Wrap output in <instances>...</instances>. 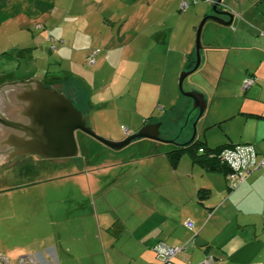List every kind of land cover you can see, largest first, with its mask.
<instances>
[{
	"label": "rangeland",
	"instance_id": "obj_1",
	"mask_svg": "<svg viewBox=\"0 0 264 264\" xmlns=\"http://www.w3.org/2000/svg\"><path fill=\"white\" fill-rule=\"evenodd\" d=\"M182 1L188 3L185 10L180 7ZM216 2L0 0V84L9 79L20 80L28 71L41 68H50L49 72L56 75L60 74V70L72 68L93 89V101L106 103L104 110H90L84 118L97 136L112 140L108 137L109 133L112 136H119L120 133L125 138L124 128L129 130L139 126L140 129L146 118L147 124L152 121L160 123V135L164 137L161 138L169 141L162 143L141 139L114 151L77 132V158L47 161L39 157H25L0 163L1 253L9 257L24 256L35 254L34 248L50 246L42 249L48 255L46 264H130L82 263L81 246L86 242L87 216H82L84 211H65L56 202L89 196L90 189L95 187L93 198L98 213L103 212L100 209H105L106 216L110 218L116 213L127 214L125 199L128 197L130 206L139 201V191L135 186L139 189V182L144 183L150 178L151 167L169 165L166 153L176 148V143L187 142L194 134L195 139L208 140L215 146L227 134L239 133L237 119L217 125L223 122L224 115L237 109L242 95L239 92L237 97L236 91L224 80L232 82L231 70L240 71L239 62L251 59L244 50L230 49L232 33L239 20L237 16L229 27L211 20H207L202 27L200 65L182 83L184 92H198L206 101V110L197 121L198 110L192 108L191 99L184 97L178 88L179 75L184 71L181 68L186 62L184 54L194 55L197 27L204 17L213 14L212 7ZM53 3L54 13L46 9L47 4ZM109 7H118L119 13L124 16L113 32V27L103 21L109 16ZM218 8L240 12L242 18L239 21L254 28V36L264 33L263 29L253 24L260 16L263 18L264 0H222ZM78 15L85 19L83 26L76 22ZM156 32L168 34L169 54L168 45L155 42ZM42 33H45L46 42L38 45L36 39ZM245 37L246 34L244 41ZM207 43L213 46L219 44L223 48L216 54L211 52V59L218 58L214 68L201 62L208 55ZM58 47L65 48L63 56L67 60L58 67L59 71L53 60H46L53 58ZM94 51L100 52V56L109 55L108 61H104L98 70H95L96 66L90 67L87 57L82 60L83 54ZM163 51L167 54H162ZM43 55L47 58L41 57ZM30 57H41L44 61ZM120 62H123V69L118 72L115 67ZM224 65L222 72L221 66ZM208 89L217 93L212 101L207 96ZM119 94H122L121 97H114ZM184 157L188 159L186 154ZM226 187L231 189L228 181ZM238 187H232V190ZM108 203L115 205L110 212ZM100 219L103 220L101 216ZM255 222L259 224L261 221ZM256 226L244 227L247 230L240 231L238 236L242 247L232 254L221 255L216 263L264 264V228ZM229 233L225 230L223 238ZM58 238L61 240L59 245L56 244ZM57 245L63 253L54 255L51 250ZM77 245L80 246L75 249ZM78 257L81 258L77 260Z\"/></svg>",
	"mask_w": 264,
	"mask_h": 264
},
{
	"label": "crops",
	"instance_id": "obj_2",
	"mask_svg": "<svg viewBox=\"0 0 264 264\" xmlns=\"http://www.w3.org/2000/svg\"><path fill=\"white\" fill-rule=\"evenodd\" d=\"M46 9L54 13L55 3L47 4ZM222 9L232 14L233 20L236 16L239 20L242 18V14L236 10ZM107 13L109 16L103 21L113 27L111 30L113 32L116 24L120 23L124 16L122 17V14L119 13L118 7H109ZM262 15L263 18L260 16L253 24L264 30V13ZM239 20L235 30L232 29L230 49L244 50L251 59L249 61L244 59L239 62L240 71L231 70L230 75L234 78L232 82L224 80L233 91H236L237 97H239V92L242 95L237 109L224 115L223 122H218L217 125L237 119L240 130L237 134H227L215 146L209 144L208 140H199L204 142L209 149L222 145L248 144L254 148L257 157L260 158L264 156V33L261 34L262 36H254L252 32L255 29ZM76 22L83 26L85 19L78 15ZM245 34L246 42L244 41ZM45 39V33H42L36 39L38 40L36 44H45ZM154 39L157 44L168 45L167 53H170L171 46L167 33L156 32ZM91 41L94 42V39L92 38ZM61 43H64V41H61ZM205 48L208 50V55H205V60L201 62L214 68L218 58L212 57L211 59V52L216 54L217 50L223 48L219 44L213 46L210 43H207ZM65 53V48L58 47L55 54L52 55L53 58L46 57V59L44 55L41 57H44L47 61L53 60L57 68H60L62 63L67 61L63 56ZM165 53L166 51L162 52L164 55ZM190 54L185 52L186 61L187 56ZM88 55L90 53L83 54L82 60L85 61ZM41 57L30 58L44 61ZM78 57L80 59L79 54ZM228 57L229 53L226 55V62ZM240 57L243 58V56H237V58ZM108 58L109 55L100 56V52H98L94 57L92 68L96 66L95 70H98ZM255 61H257V65H255ZM185 65L184 68L183 66L181 68L184 71ZM225 66H221L222 72H224ZM122 69L123 62H120L115 70L120 72ZM49 70L50 68H41L37 71H28L27 75L20 80L36 78L50 89L68 96L72 100L74 98L73 102L82 111L84 118L90 110H104L106 103L93 101V89L84 83L76 70L65 68L60 70V74L57 75L49 72ZM247 79L253 80V83L249 88L243 89V83ZM10 81L13 80L9 79L7 82ZM71 88H75L77 91L80 90L81 96L75 97L76 92L73 95L74 89ZM207 93L210 101L214 100L217 94L214 90L211 93V89H208ZM121 95L114 97H121ZM146 121L145 118L140 127L146 125ZM152 123H157V121H152ZM138 129L139 126L132 127L129 130L124 128L123 130H126L128 134L125 135L124 132L123 134L125 136L132 135ZM118 135L112 136V133H109L108 137L112 141H119L124 138L120 133ZM184 158V155H182L175 168H172L169 163L168 166L164 167H151L149 172L152 173L148 175L150 178L144 183L139 182V189L135 186V189L139 191V201H135V204L130 206L128 197L127 200L125 199L126 203L124 202V205L128 211L127 214L116 213L115 217L110 218L106 216L105 209H100L103 212L98 213L93 198L96 194L95 187H93L94 190L90 189L91 194L88 193L89 196L71 197L56 202L65 211L69 209L72 212L84 211L85 214L81 212L82 216H87L88 231L84 232L86 242L81 246L83 252L82 263L157 264L152 248L156 243L162 242L170 247H178L187 243L186 251L177 255L172 261L173 264H201L207 258L212 259L210 264H222L216 263V261H219L218 257L237 252L242 247L243 243L238 236L240 231L247 230L244 227H255L257 225L258 228H264V173H252L236 190H232L226 187L228 180L224 172L206 171L201 166L194 164L189 157L186 159L187 161ZM136 171L138 170L136 169ZM166 178L167 180H165ZM201 189L205 192L198 196V191ZM90 198H92L91 201ZM113 204L108 203L109 212L115 206ZM100 216L103 219L102 221ZM239 216H243V218ZM255 221L261 222L257 224ZM82 229L84 231L85 224ZM225 230L230 231V233L228 237L223 238ZM59 241L61 240L58 238L56 244ZM58 245L56 249L51 250L52 254L59 255L63 253ZM79 246H75V249ZM47 247L50 246L33 249L40 264H46L48 255L42 249ZM0 254L5 256L11 264L15 263L16 258L20 257H9L1 252ZM80 258L78 257L77 260Z\"/></svg>",
	"mask_w": 264,
	"mask_h": 264
},
{
	"label": "water",
	"instance_id": "obj_3",
	"mask_svg": "<svg viewBox=\"0 0 264 264\" xmlns=\"http://www.w3.org/2000/svg\"><path fill=\"white\" fill-rule=\"evenodd\" d=\"M222 0L212 7V15L204 17L196 30L192 69L183 71L178 78L181 94L191 99L192 108L198 110L196 121L206 110V101L198 92H184L182 83L200 65V34L207 20L224 27L232 24L233 16L218 8ZM227 18V19H226ZM77 107V106H76ZM70 99L47 87L41 80L30 78L0 85V163L26 156L41 160L72 159L79 156L76 133L81 132L105 147L119 151L136 140L146 139L169 143L160 137V123H150L136 133L119 141L97 136L87 126L83 113ZM195 138L193 134L191 142Z\"/></svg>",
	"mask_w": 264,
	"mask_h": 264
},
{
	"label": "built area",
	"instance_id": "obj_4",
	"mask_svg": "<svg viewBox=\"0 0 264 264\" xmlns=\"http://www.w3.org/2000/svg\"><path fill=\"white\" fill-rule=\"evenodd\" d=\"M188 3L182 1L180 3L181 10H185ZM97 51H94L87 56V63L92 66L94 64V57ZM253 80L247 79L243 83V89L249 88ZM125 135L127 131L123 130ZM219 162L227 167L229 174L227 180L230 183V188L237 187L243 184L246 179L254 172L264 173V156L258 158L254 148L248 144H237L223 148L217 156ZM187 243L178 246L170 247L162 242L156 243L152 250L155 254L157 264H173V259L186 251ZM212 263L211 258H207L201 264ZM0 264H11L5 256L0 254ZM14 264H40L37 260L36 254H28L17 258Z\"/></svg>",
	"mask_w": 264,
	"mask_h": 264
},
{
	"label": "trees",
	"instance_id": "obj_5",
	"mask_svg": "<svg viewBox=\"0 0 264 264\" xmlns=\"http://www.w3.org/2000/svg\"><path fill=\"white\" fill-rule=\"evenodd\" d=\"M194 62H195L194 55L193 54L188 55L186 65H185V71L192 69V67L194 66ZM75 88H71L72 90L74 89L73 95H75V92H76L75 97L81 96V91L80 90L77 91ZM65 97L70 99L72 104L75 106V104L73 102L74 98L72 100L68 96H65ZM81 99H82V97H81ZM149 119H151V118H149ZM162 138H164V137H162ZM229 146H232V145H222V146H218L214 149H209L205 146L204 142L194 138L191 142H185V143H181V144L176 143V148L171 150L170 152H168L166 155H167L168 163L170 164V166L172 168H175L176 165L178 164L181 156L186 154L194 164L201 166L204 170H206V171H220V172L222 171L227 176L229 174V170L227 169L226 166H224L223 164H221L219 162L217 156H218V153L223 148L229 147ZM203 192H205V190H203V189L198 191V196H200V194Z\"/></svg>",
	"mask_w": 264,
	"mask_h": 264
},
{
	"label": "flooded vegetation",
	"instance_id": "obj_6",
	"mask_svg": "<svg viewBox=\"0 0 264 264\" xmlns=\"http://www.w3.org/2000/svg\"><path fill=\"white\" fill-rule=\"evenodd\" d=\"M227 19V18H226ZM161 127V126H160ZM161 137V136H160ZM182 142H178L177 144H181ZM185 143V142H183ZM26 157H33V156H26ZM36 157V156H35ZM21 158H25V157H21Z\"/></svg>",
	"mask_w": 264,
	"mask_h": 264
}]
</instances>
